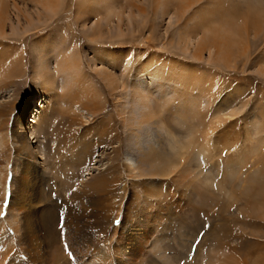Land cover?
I'll return each mask as SVG.
<instances>
[{
  "label": "rangeland",
  "instance_id": "374dc122",
  "mask_svg": "<svg viewBox=\"0 0 264 264\" xmlns=\"http://www.w3.org/2000/svg\"><path fill=\"white\" fill-rule=\"evenodd\" d=\"M261 180L264 0H0V264H264Z\"/></svg>",
  "mask_w": 264,
  "mask_h": 264
},
{
  "label": "bare ground",
  "instance_id": "6f19581e",
  "mask_svg": "<svg viewBox=\"0 0 264 264\" xmlns=\"http://www.w3.org/2000/svg\"><path fill=\"white\" fill-rule=\"evenodd\" d=\"M166 3V2H165ZM109 5V4H108ZM109 7V6H108ZM253 19L254 20H257L256 18H254L253 17ZM223 25V24H222ZM225 27V26H224ZM216 27H212L211 29H213L212 31H211V36H210V38L212 39L213 38V40H216L215 38L217 37V38H220V39H222L223 41H225V40H228V36H227V32H228V30L229 29H232L231 27H229V29H226L225 28V30H224V28H222L221 27V29L220 28H216ZM232 31V30H231ZM230 31V32H231ZM234 34V33H233ZM228 37V38H227ZM68 65L69 66H73V65H75L74 63L72 64V63H68ZM140 72V74L141 75H143L144 74V72H143V70H139ZM145 75V74H144ZM140 85V84H139ZM138 85V86H139ZM142 85V84H141ZM140 87V86H139ZM143 99L145 98V96H143L142 97ZM149 100V99H148ZM36 104V108H35V110L33 111V114L31 115L32 116V118H29V121H28V123H27V125L25 126L24 124H23V129H22V131L20 130V131H18L19 132V141L21 140L22 142H24L23 141V139H28V140H30V142L31 143H34V142H36V139L34 140V137L35 136H32V133H33V130H34V127H35V123L37 122V119L39 118V116H40V113H41V109H40V106H42V103H43V100L41 99L40 100V102L39 103H37V101L35 102ZM144 105V104H143ZM145 130V129H144ZM21 132L24 134V136H22L21 135ZM30 133L29 135H27L26 133ZM25 134H26V136H25ZM207 136V135H206ZM209 137V136H208ZM33 140V141H32ZM189 144V143H188ZM20 144H18V145H16L15 147L13 146L12 148H14V150H15V148H18L17 150H19L20 148ZM186 148V147H185ZM133 149V148H132ZM16 150V151H17ZM153 151V150H152ZM155 154V152H152V153H150V154ZM177 153V152H176ZM182 153V152H181ZM180 153V154H181ZM15 154H16V152H15ZM153 154V155H154ZM159 154V153H158ZM125 155V163L127 164V166L129 167V169L130 168H132V169H136V162H135V158H134V156H133V154L132 153H127V154H124ZM175 155V154H174ZM177 155V154H176ZM21 156H23V159H25L27 162H29V161H31L30 159V155L29 154H26V155H24L23 153H20V154H16V156L15 157H17V158H20ZM156 156V157H155ZM155 156H153V158H151L150 159V157H149V159L147 160V159H145V160H147L148 161V163H149V165L151 166V167H153V169H154V172L157 174V173H161V174H166V173H168V172H170L171 171V166L172 165H176V162H175V160L173 159V157H171V156H165L164 158H159V157H157V155H155ZM175 158V157H174ZM178 161V160H177ZM179 163V162H178ZM34 164V163H33ZM151 169V168H150ZM260 169V168H259ZM257 172H259V171H257ZM262 174V173H261ZM247 176H249V175H247ZM252 177V176H251ZM255 177V176H254ZM247 178V177H246ZM252 179V178H251ZM260 180V179H259ZM251 181H253V180H251ZM229 182H231V181H229ZM250 182V181H249ZM253 182H255V181H253ZM260 182V184H262V186L261 185H259V186H261V188H264V180H261V181H259ZM100 182L98 181V182H95V184H93L94 185V187H97V186H99L98 184H99ZM247 184H248V182H247ZM13 186V185H12ZM11 186V187H12ZM249 186V185H248ZM252 186V185H251ZM98 188V187H97ZM260 188V189H261ZM261 198H262V200H264V196L263 195H261L260 196ZM9 210H11L10 212V214H12V211H13V209H9ZM12 216L13 215H10V219L9 220H11V218H12ZM14 219V218H13ZM13 224V223H12ZM14 225V224H13ZM221 230H223V232H224V234L226 233V231H227V233H226V235L227 236H229L230 234H231V231L233 230V227L231 226V225H228L227 223H223V225L221 226V228H220ZM219 231V230H218ZM233 233V232H232ZM219 235V234H218ZM220 235H219V237H218V240H216V243H219L220 244ZM222 262V261H221ZM221 264H229V263H226L225 261H224V263H221Z\"/></svg>",
  "mask_w": 264,
  "mask_h": 264
}]
</instances>
